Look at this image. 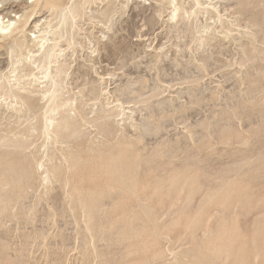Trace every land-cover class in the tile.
Instances as JSON below:
<instances>
[{"label": "rangeland", "instance_id": "374dc122", "mask_svg": "<svg viewBox=\"0 0 264 264\" xmlns=\"http://www.w3.org/2000/svg\"><path fill=\"white\" fill-rule=\"evenodd\" d=\"M36 1L0 0V11L6 13L5 20L16 18V24L5 30V34L0 32V94L4 98L0 96V119L3 118L0 134H6L12 141L23 139L20 141L23 149L11 152L5 159L19 161L20 167L27 163L25 168L31 172L26 185L21 183L14 187L8 184L10 187L3 188L12 197V202L5 203L0 198V249L4 247L0 250V262L119 264L125 260L123 264H223V261L227 264H264V0H177L176 11L174 5L165 0ZM70 6L75 7L74 10L65 15L69 12L66 7ZM39 40L46 45L55 44L54 53L59 57L54 56L50 61ZM44 71L51 73L53 78L51 74H48L49 78L44 76ZM50 71H55L58 78ZM42 90L45 92L41 93ZM57 90L61 95H57ZM22 93L27 96L31 93L28 97L23 95L28 104L22 102ZM52 94L58 98L49 101ZM47 103L65 108L72 115L74 135L65 132L63 134L68 133V136L61 134L56 138L53 134L49 136L51 143L47 134L42 135L41 126L46 117L42 111H46ZM17 104L21 110L13 109L18 107ZM22 105H31L32 111L29 106L24 109ZM240 108H244L242 113ZM240 113L242 115H238ZM27 115L34 117L29 120ZM6 118L12 122L9 124ZM13 120L16 121L13 123ZM43 144L49 149L45 150ZM58 147L60 151H55ZM121 147L124 149L120 154ZM162 147L164 152L160 150ZM53 151L57 152H54L55 156ZM106 155L115 161L108 162L111 157ZM31 156L35 159L31 160ZM43 156L44 160L41 159ZM106 157L108 167L112 166L108 170V164L102 162ZM184 158L187 162L182 161ZM4 160L0 163L3 170L7 161ZM38 161L45 167H59L58 173L52 172L54 178L59 177L55 178L56 182L52 176L48 182L39 181L43 173H40L42 167ZM22 162H26L25 165ZM94 163H98L97 167H93ZM70 166L72 168L68 169ZM2 169L0 174L5 172ZM96 172L98 176L94 177ZM107 174L110 178L106 179ZM67 176L72 179L66 181ZM224 180L229 181L226 184ZM219 183L223 190L219 189ZM17 188L20 192L15 190ZM72 188L79 193L74 195L76 192L72 193ZM123 191L127 193L124 198ZM14 193L18 195L17 199ZM118 194L122 195V206ZM142 201L145 206L140 203ZM2 203L13 206L3 205V208ZM184 205L185 212L181 209ZM113 209L119 214L112 212ZM147 210L151 212V218ZM155 215L157 220H153ZM110 218L117 220L108 221ZM120 220L125 222L119 225ZM211 226L216 227L215 232ZM126 227L129 229L122 230ZM213 239L217 241L215 245ZM191 252L199 255L200 261ZM12 259L15 260L12 262Z\"/></svg>", "mask_w": 264, "mask_h": 264}, {"label": "bare ground", "instance_id": "6f19581e", "mask_svg": "<svg viewBox=\"0 0 264 264\" xmlns=\"http://www.w3.org/2000/svg\"><path fill=\"white\" fill-rule=\"evenodd\" d=\"M37 1H38V0H37ZM37 1H36V2H37ZM40 1H41V0H40ZM84 1H85V0H84ZM88 1H89V0H88ZM88 1H86V2L89 3L91 0H90L89 2H88ZM92 1H93V0H92ZM126 1H127V0H126ZM165 1H168L169 4L174 5V7H173V8H174V11L177 10V8H176V6H177V5H176V1H177V0H165ZM249 1H250V0H249ZM1 2H4V1H1ZM36 2H35V3H36ZM42 2H43V1H42ZM42 2H41V3H42ZM47 2L49 3L50 0H47ZM54 2H55V1H54ZM38 3H39V1H38ZM43 3H44V2H43ZM45 3H46V2H45ZM71 3H72V2H71ZM79 3H80V7L83 8V7L81 6V2H79ZM79 3H78V4H79ZM83 3H84V2H83ZM83 3H82V4H83ZM246 3L249 4L250 2H249V3L246 2ZM84 4H85V3H84ZM84 4H83V5H84ZM51 5H52V4H51ZM72 5H74V4H72ZM72 5H71V6H72ZM34 6H35V5H34ZM39 6H40V5H39ZM42 6H43V4H42ZM71 6H70V7H66V8L69 10V12H66L65 15H67V13H71L70 11H73L74 8L77 7V5H76L74 8H72L73 6H72V7H71ZM78 6H79V5H78ZM241 6H244V5H241ZM37 7H38V6H37ZM37 7H36V8H37ZM46 7H48V6H46ZM50 7H51V6H50ZM50 7H49V8H50ZM178 7H179V6H178ZM33 8H34V7H33ZM64 8H65V7H64ZM64 8L62 7L63 11H66V10H64ZM66 8H65V9H66ZM76 9H77V8H76ZM76 9H75V10H76ZM79 9H80V8H78L77 11H78L79 13H81L82 10L80 9V10H81V12H80ZM244 9H245V8H244ZM83 10H84V9H83ZM74 12H75V11H74ZM101 12H103V11H101ZM64 13H65V12H64ZM64 13H62V14H64ZM79 13H78V14H79ZM78 14H77V15H78ZM175 14H176V12H175ZM4 15H6V13H2V11H0V32H1V33L4 32V31L7 30V29L9 30V28H11V27H10L11 25L14 26V25L16 24V21L14 20V19H16V18H13V19L8 18L7 20H5V16H4ZM65 15H64V16H65ZM69 15H70V17H71V14H69ZM72 15H73V13H72ZM14 16H15V15H14ZM14 16H13V17H14ZM73 17H74V15H73ZM73 17H72V18H73ZM75 17H76V15H75ZM256 17L259 19L258 16H256ZM64 18H66V17H64ZM64 18H63V20H64ZM76 18H77V17H76ZM66 19H69V20H70V18H66ZM64 21H65V20H64ZM262 21H264V19H263ZM260 22H261V21H259V23H260ZM64 23H65V22H64ZM66 23H67V20H66ZM73 23H74V22H73ZM255 23H257V22H255ZM262 23H263V22H262ZM35 24H37V23H35ZM263 24H264V23H263ZM37 25H38V24H37ZM260 25H261V24H260ZM18 26H19V25H18ZM34 26H35V25H34ZM256 26H257V25H256ZM261 26H262V25H261ZM35 27H36V26H35ZM258 27H260L259 24H258ZM262 27H263V26H262ZM262 27H260V28H262ZM17 28H18V27H17ZM15 29H16V28H15ZM35 29H37V28H35ZM262 29H263V28H262ZM10 31H12V30H10ZM36 31H37V30H35V32H36ZM38 31H39V30H38ZM6 33H8V32H6ZM41 33H42V32H41ZM2 34H5V32L2 33ZM41 35H42L41 38H43V34H41ZM37 36H38V35H37ZM44 36H45V35H44ZM38 38H39V37H38ZM44 38H45V37H44ZM35 39H36V36H35ZM35 39H34V40H35ZM39 39H40V38H39ZM49 39H50V38H49ZM30 40H33V39L30 38ZM35 41H36V40H35ZM39 41H40V40H39ZM45 41H46V40H45ZM56 41H57V40H56ZM37 42H38V41H37ZM47 42H48V41H47ZM19 43H20V42H19ZM21 43H22V42H21ZM38 43H40V46H41V47L44 46L45 55H46V57H47L50 61H51V59H52L54 56L59 57V56L56 55V54H58V53H56V54L54 53L55 48H56L55 44H53V45H50V44L46 45V43H45L43 40L40 41V42H38ZM51 43H52V42H51ZM56 44H58V42H57ZM57 46H58V45H57ZM108 48H109V47H108ZM246 48H247V47H246ZM246 48H245V49H246ZM38 49H39V46H38ZM245 49H244V52H246ZM39 50H40V49H39ZM39 50H38V51H39ZM56 50H57V49H56ZM60 50H61V49H60ZM249 50L251 51V49H249ZM250 51H249V53H250ZM56 52H57V51H56ZM245 55L248 56L247 54H245ZM260 55H261V54H260ZM256 56H257V55H256ZM246 58H248V57H246ZM48 59H47V60H48ZM56 59H57V58H56ZM56 59H55V61H57L59 58H58L57 60H56ZM259 59H260V58H259ZM49 60H48V61H49ZM91 60H92V59H91ZM50 61H49V62H50ZM253 61H254V60H253ZM53 62H54V60H53ZM63 62H64V61H63ZM50 63H52V62H50ZM50 63H49V64H50ZM55 63H57V62H55ZM49 64H48V65H49ZM58 64H59V63H58ZM50 65H51V64H50ZM59 65H60V64H59ZM62 65H63V64H62ZM62 65H61V67H62ZM64 65H65V64H64ZM55 66H56V65H55ZM59 67H60V66H59ZM63 67H65V66H63ZM47 68H49V67H47ZM47 68H46V69H47ZM50 68H51V67H50ZM53 68H55V67L53 66ZM60 69H61V68H60ZM60 69H59V70H60ZM98 69H99V68H98ZM57 70H58V69H57ZM63 70H64V69L62 68L61 73H63V72H62ZM50 72H52V73L54 72L55 76H57V78H58V74H56L55 71H50ZM59 72H60V71H58L57 73H59ZM48 74H51V73H48L47 71H46V72L44 71V76H48V78H49V75H48ZM59 75H61V74H59ZM65 75H66V74H65ZM35 76H36V75H35ZM51 76H52V74L50 75V77H51ZM63 76H64V75H63ZM15 77H17V75H15ZM36 77H37V76H36ZM51 78H53V77H51ZM51 78H50V80H51ZM54 78H55V77H54ZM17 80H18V79H17ZM20 80H21V79H20ZM34 80H35V79H34ZM48 80H49V79H48ZM52 80H53V79H52ZM59 80H61V79H59ZM53 81H54V80H53ZM62 81H63V79H62ZM10 82H11V81H10ZM18 82H19V81H18ZM56 82H57V84H58V80H57V81L55 80L54 83H56ZM19 83H20V82H19ZM52 83H53V82H52ZM62 83H63V82H62ZM50 84H51V83H50ZM57 84H55V85H57ZM59 84H60V83H59ZM122 85H123V84H122ZM50 86H51V85H50ZM58 86H59V85H58ZM58 86H57V87H58ZM60 86H61V85H60ZM45 88H46V87H45ZM48 88H49V87H48ZM55 88H56V87H55ZM55 88H54V90H55ZM60 88H63V87H60ZM252 88H253V87H252ZM259 88H260V87H259ZM56 89H57V88H56ZM58 89H59V87H58ZM115 89H116V88H115ZM46 90H47V92H48V89H46ZM52 90H53V89H52ZM52 90H51V91H52ZM60 90H61V89H60ZM124 90H125V89H124ZM249 90H250V89H249ZM256 90H257V89H256ZM9 91H10V89H9ZM14 91H15V90H14ZM14 91H13V92H14ZM29 91H30V90H29ZM49 91H50V90H49ZM44 92H45V90H44ZM44 92H43V90L41 91V93H44ZM53 92H54V91H53ZM55 92H57V95H61L60 92H58V90L55 91ZM252 92H253V89H252L251 93H252ZM263 92H264V90H263ZM6 93H7V92H6ZM6 93H5V95L11 93V91H10L9 93H7V94H6ZM17 93H18V92H16V94H17ZM27 93H29V92H27ZM58 93H59V94H58ZM61 93H62V91H61ZM253 93H254V92H253ZM253 93H252V94H253ZM2 94H4V93H2ZM16 94H15V95H16ZM18 94H19V93H18ZM30 94H31V93H30ZM30 94H29V95H30ZM124 94H125V93H124ZM12 95H13V94H12ZM23 95H25V94H24V93L21 94V96H22V98H23L22 102L24 101V104H28V101H27L26 98H27L29 95L27 96V94H26L25 96H27V97H25V96L23 97ZM62 95H63V94H62ZM0 96H2V98H3V95L0 94ZM13 96H14V95H13ZM126 96H127V95H126ZM255 96H256V95H255ZM6 97H9V96L7 95ZM18 97H19V96H17L16 98L18 99ZM31 97H32V96H31ZM42 97H44V96H42ZM55 97L58 98V97L56 96V94H52L51 96L49 95V99H48V100L51 101L50 99H53V98L55 99ZM263 97H264V96H263ZM0 98H1V97H0ZM47 98H48V97H47ZM127 98H128V97H127ZM3 99H4V98H3ZM32 99H33V98H32ZM32 99H31V100H32ZM60 99H61V98H60ZM102 99H103V98H102ZM260 99H261V98H260ZM262 99H264V98H262ZM19 100H20V99H19ZM29 100H30V98H29ZM31 100H30V101H31ZM33 100H35V98H34ZM48 100H47V102H49ZM55 100H56V99H55ZM73 100H75V99L73 98ZM121 100H122V99H121ZM126 100H127V99H126ZM0 101H1V100H0ZM4 101H5V100H4ZM20 101H21V100H20ZM20 101H18V102H20ZM30 101H29V104L32 103V102L30 103ZM123 101H124V100H123ZM257 101H258V100H257ZM257 101H256V102H257ZM259 101H260V100H259ZM2 102H3V101H2ZM69 102H70V101H69ZM163 102H164V101H163ZM0 103H1V102H0ZM16 103H17V102H16ZM53 103H54V102H53ZM53 103H52V104H53ZM56 103H57V102H56ZM61 103H62V102H61ZM66 103H67V101H66ZM74 103H75V102H73V105H74ZM258 103H259V102H258ZM262 103H263V102H261V104H262ZM11 104H12V103H11ZM22 104H23V103H22ZM33 104H35L34 106H36V102L33 103ZM33 104H32V105H33ZM47 104H48V103H47ZM47 104H45V105H47ZM67 104H68V103H67ZM67 104H66V105L64 104V105L67 107V106H68ZM86 104H87V103H86ZM254 104H255V103H253V105H254ZM9 105H10V104H9ZM37 105H38V104H37ZM45 105H43V106L46 108ZM48 105H49V106L47 107L46 111L42 109V110H43L42 113L45 112V116H46V117L44 118V124H43V126H41L42 131H43V132H42V135H43V133H45V134H47L48 137H49V136L55 134L54 137H56V138H58V136H60L61 134L65 133V132H69V133H72V135H74V134H73V125H74V124H73V121H72V115H70L67 111H65V110H64L65 108L63 109V108H60L59 106H50L51 104H48ZM54 105H57V104H54ZM253 105H252V106H253ZM259 105H260V104H259ZM262 105H263V104H262ZM17 106H18V104H17ZM28 106H29V105H28ZM28 106L25 105L26 108H27ZM30 106H31V105H30ZM30 106H29L28 108L31 110V107H30ZM76 106H77V105H75V108L77 109ZM87 106H88V104H87ZM98 106H99V105H98ZM11 107H13V106H11ZM25 107L22 105V108L25 109ZM38 107H39V106H38ZM44 107H43V108H44ZM256 107H258V106H256ZM260 107H261V106H259V108H260ZM262 107H264V106H262ZM8 108H9V107H8ZM69 108L71 109L70 106H69ZM244 108H245V107H244ZM244 108H240L241 113H242V109H244ZM251 108H253V107H251ZM3 109H4V108H3ZM13 109H16V111H17V109L19 110V109H20V105H19L18 107L15 106ZM66 109H67V108H66ZM97 109H98V108H97ZM254 109H255V108H254ZM263 109H264V108H263ZM263 109H262V110H263ZM20 110H21V109H20ZM27 110H28V109H27ZM71 110H72V109H71ZM73 110H74V107H73ZM80 110H81V108H80ZM237 110H238V109H237ZM14 111H15V110H14ZM16 111H15V112H16ZM22 111H23V109H22ZM31 111H32V110H31ZM31 111H30V113H33V112H31ZM77 111H78V110H76V112H77ZM99 111H100V110H99ZM99 111H98V112H99ZM240 111H239V112H240ZM263 111H264V110H263ZM263 111L261 112V114L263 113ZM0 112H1V109H0ZM2 112H3V111H2ZM11 112H12V111H11ZM20 112H21V111H19V113H20ZM25 112L27 113V111H25ZM64 112H65V113H64ZM79 112H80V111H79ZM81 112H82V111H81ZM96 112H97V111H96ZM239 112H237V113H239ZM245 112H246V110H245ZM4 113L7 114L6 112H4ZM4 113H3V115H4ZM17 113H18V112H17ZM26 113H25V114H26ZM241 113L238 114V115H242ZM243 113H244V112H243ZM20 114H22V118H23V113L21 112ZM25 114H24V115H25ZM28 114H29V113H28ZM58 114H59V117H57ZM99 114H100V113H99ZM263 114H264V113H263ZM17 115H18V114H17ZM32 115H33V114H32ZM32 115H30V116H32ZM76 115H77V114H76ZM76 115H75V116H76ZM82 115H83V114H82ZM107 115H108V114H107ZM0 116L2 117L1 114H0ZM9 116H11V115H9ZM9 116H8V118H9ZM27 116H28V119H29V118H30L29 115H27ZM27 116H26V118H27ZM80 116H81V114H80ZM80 116H79V118H80ZM84 116H85V115H84ZM5 117H7V116H5ZM12 117H13V114H12ZM18 117H19V116H18ZM33 117H34V116H32L31 118H33ZM41 117L43 118V116H41ZM8 118H6V119L9 121ZM13 118H14V117H13ZM16 118H17V117H16ZM31 118H30V119H31ZM79 118H78V120H79ZM82 118H83V117H82ZM82 118H80V119H82ZM84 118H85V117H84ZM84 118H83V119H84ZM94 118H95V117H94ZM97 118H98V117H97ZM99 118H101V117L99 116ZM99 118H98V119H99ZM104 118H105V116H104ZM1 119H3V118H1ZM1 119H0V120H1ZM6 119H4V120H5V122L7 123ZM30 119H29V120H30ZM76 119H77V118H76ZM89 119H90V118H89ZM16 120H18V119H16ZM16 120H13V123H14V121H16ZM19 120H21V119L19 118ZM29 120H28V121H29ZM32 120H33V119H32ZM42 120H43V119H42ZM93 120H94V119H93ZM96 120H97V119H96ZM1 121H2V120H1ZM1 121H0V122H1ZM10 121H11V120H10ZM10 121H9V124L12 122V121H11V122H10ZM99 121H100V120H99ZM18 122H19V121H18ZM18 122H17V123H18ZM74 122H75V121H74ZM78 122H79V121H78ZM84 122H86V121L84 120V121H83V124H84ZM87 122H88V120H87ZM92 122H93V121H92ZM100 122H101V121H100ZM107 122H108V121H107ZM80 123H81V122H80ZM89 123H91V122H89ZM93 123H96V122H93ZM108 123H109V122H108ZM108 123H107V124H108ZM118 123H119V122H118ZM140 123H141V122H140ZM7 124H8V123H7ZM7 124H6V126H7ZM30 124H31V123H30ZM37 124H38V123H37ZM110 124H111V123H110ZM197 124H198V123H197ZM1 125H2V124H1ZM11 125H12V124H11ZM34 125H35V124H34ZM101 125H102V124H100V126H101ZM17 126H18V124H17ZM29 126H32V125H29ZM78 126H81V125H78ZM208 126H210V125H208ZM11 127H12V126H11ZM14 127H16V125H15ZM142 127H143V126H142ZM146 127H147V126H146ZM263 127H264V123H263ZM2 128H3V127H2ZM29 128H30V127H29ZM158 128H159V127H158ZM4 129H5V128H4ZM34 129H36V128H34ZM34 129H33V130H32V129H29V130L34 131ZM76 129H77V127H76ZM83 129H84V128H83ZM113 129H114V128H113ZM223 129H226V128H223ZM257 129H258V128H257ZM257 129H256V130H257ZM9 130H12V129H9ZM13 130H14V129H13ZM81 130H82V129H81ZM116 130H117V129H116ZM116 130H115V131H116ZM146 130H147V129H146ZM155 130H156V129H155ZM0 131H2V130H0ZM5 131H6V129H5ZM5 131H3V132H5ZM108 131H109V130H108ZM118 131H119V130H118ZM9 132H10V131H9ZM112 132H113V130H112ZM228 132H229V130H228ZM253 132H254V131H253ZM257 132H260V129H259V131L257 130ZM11 133H13V132H11ZM115 133H117V132H115ZM255 133H256V132H255ZM14 134H15V133H13V135H14ZM17 134H18V132H17ZM67 134H68V133H66V136H68ZM106 134H107V133H106ZM143 134H144V133H143ZM143 134H142V135H143ZM222 134H223V133H222ZM5 135H6V134H5ZM5 135H1V134H0V163L2 162L1 160H2V159L4 160L5 157H6L8 154H10V153L13 152V151H19V150H22L23 147H24L23 143H20V141L23 140V139H21L20 141H19V139H17V141H12V140H9V137H6ZM7 135H8V134H7ZM18 135H20V131H19V134H18ZM21 135H22V134H21ZM47 135H46V136H47ZM63 135L65 136V134H63ZM108 135H109V134H108ZM23 136H24V135H23ZM61 136H62V135H61ZM66 136H65V137H66ZM105 136H106V135H105ZM90 137H92V136H90ZM49 138H50L49 141H50V143H51V139H52V138H51V137H49ZM49 138H46L45 141H47V139H49ZM56 138H55V139H56ZM10 139H11V137H10ZM107 139H108V138H107ZM126 139H127V138H126ZM140 139H141V138H140ZM14 140H15V138H14ZM24 140H25V139H24ZM91 140H92V139H91ZM101 140H102V139H101ZM101 140H100V142H101ZM108 140H109V139H108ZM108 140H107V143H108ZM247 140H248V139H247ZM26 141H27V139H26L24 142H26ZM49 141H47V142L49 143ZM53 141H54V140H53ZM56 141H57V139H56ZM88 141H89V140H88ZM103 141H104V140H103ZM123 141H124V139H123ZM126 141H127V140H126ZM126 141H125V142H126ZM128 141L130 142L131 140H128ZM248 141H249V140H248ZM86 142H87V141H86ZM111 142H112V141H111ZM116 142H118V140H117ZM116 142H114V143H116ZM129 142H127V143H129ZM132 142L135 144L134 140H133ZM138 142H140V140H139ZM45 143H46V142H45ZM50 143H49V144H50ZM54 143H55V142H54ZM93 143H94V142H93ZM104 143H105V142H104ZM109 143H110V142H109ZM114 143H112V144H114ZM249 143H250V142H249ZM57 144H58V143H57ZM57 144H56V147H57ZM61 144H63V143H61ZM61 144H60V145H61ZM79 144H81V143H79ZM79 144H78V146H79ZM136 144H137V143H136ZM26 145H28L27 142H26ZM43 145H45V144H43ZM58 145H59V144H58ZM105 145H106V144H105ZM83 146H84V145H83ZM102 146H103V145H102ZM26 147H27V146H26ZM59 147H60V146H59ZM59 147H58V148H59ZM63 147H64V146H63ZM84 147H85V146H84ZM100 147H101V146H100ZM105 147H106V146H105ZM107 147H110V145H108ZM40 148H41V147H40ZM43 148H44V149H45V148L49 149L46 145H45V147L43 146ZM91 148H92V147H91ZM103 148H104V147H103ZM122 148H123V147H121V150H119V148H118V150L120 151V154H121V151L124 149V148H123V149H122ZM47 149H45V150H47ZM89 149H90V148H89ZM99 149H100V148H99ZM101 149H102V148H101ZM106 149H107V148H104V150H106ZM133 149H134V148H133ZM75 150H78V148H77V149L75 148ZM75 150H73V151H75ZM81 150H82V149H81ZM136 150H137V149H136ZM160 150H163V147H162V149H160ZM55 151H60V148H59L58 150L55 149ZM55 151H53V154H54ZM69 151H70V150H68V152H69ZM88 151H89V150H88ZM88 151L86 152L87 154H88ZM106 151H107V150H106ZM124 151H126V150H124ZM124 151H123V152H124ZM164 151H165V150H163V152H164ZM79 152H80V151H79ZM123 152H122V153H123ZM134 152H135V149H134ZM163 152H162V153H163ZM51 153H52V152H51ZM61 153H62V152H61ZM80 153H81V152H80ZM80 153H79V154H80ZM82 153H83V152H82ZM89 153H90V152H89ZM118 153H119V152H118ZM126 153H127L126 155H128L127 157L130 158L129 153H128V152H126ZM142 153H143V152H142ZM11 154H12V153H11ZM25 154H26V153H25ZM55 154H57V152H55ZM55 154H54V156H55ZM59 154H60V153H59ZM59 154H58V155H59ZM73 154H75V153H73ZM96 154H97V152L95 153V155H96ZM114 154H115V153H114ZM157 154H158V153H157ZM43 155H44V154H43ZM46 155H47V153H46L44 156H46ZM75 155H77V154H75ZM90 155H91V153H90ZM107 155H108V154H107ZM107 155H106V156H107ZM122 155L125 156L124 153H123ZM122 155H121V156H122ZM159 155H160V154H159ZM162 155H163V154H161V156H162ZM22 156H23V155H22ZM44 156H43L41 159H43ZM61 156H62V155H61ZM73 156H74V155H73ZM91 156H92V155H91ZM97 156H99V154H97ZM104 156H105V155H104ZM124 156H123V158H124ZM153 156H154V155H153ZM16 157H17V155H16ZM31 157H32L31 160H34V159H35V158L33 159V156H31ZM40 157H41V156H40ZM101 157H102V156H101ZM101 157H100V158H101ZM107 157H111V158L109 159V161L107 160V159H108ZM107 157L105 158L106 161H102L103 163L105 162V163L108 164V162L115 161V158H112V156L109 155V156H107ZM113 157H114V155H113ZM117 157H118V156H117ZM117 157H116V159H117ZM17 158H18V157H17ZM19 158H21V157H19ZM120 158H121V157H120ZM159 158H161V157H159ZM59 159H60V158H59ZM62 159H63V158H62ZM92 159H93V158H92ZM113 159H114V160H113ZM118 159H119V158H118ZM121 159H122V158H121ZM124 159L126 160L127 158L125 157ZM155 159H156V158H155ZM184 159H185V158H184ZM6 160H7V159H5L4 161H6ZM22 160H23V159H22ZM36 160H38V159H36ZM43 160H44V159H43ZM48 160H49V159H47V162H48ZM68 160H69V158H68ZM110 160H111V161H110ZM125 160H124V161H125ZM127 160H128V159H127ZM129 160H130V159H129ZM158 160H159V159H158ZM186 160H187V159L182 160V161H186ZM190 160H193V159H190ZM244 160H245V159H244ZM26 161H27V160H26ZM39 161H41V160H39ZM39 161H38V162H39ZM45 161H46V158H45ZM49 161H50V160H49ZM55 161H57V160H55ZM69 161H70V160H69ZM95 161H96V159H95ZM107 161H108V162H107ZM131 161H132V160H131ZM131 161H130V162H131ZM152 161H153V160H152ZM152 161H151V162H152ZM161 161H162V159H161ZM33 162H34V161H33ZM50 162H51V161H50ZM50 162H49L48 164H50ZM60 162H61V161H60ZM67 162H68V161H67ZM92 162H93V161H92ZM99 162H101V161H99ZM102 162H101V164H103ZM119 162L121 163V161H119ZM125 162L127 163V161H125ZM186 162H187V161H186ZM2 163H4V162H2ZM22 163H23V162H22ZM25 163H26V162H25ZM25 163H23V165H25ZM28 163H29V160H28ZM36 163H37V162H36ZM39 163H40V162H39ZM43 163H44V161H43ZM51 163H52V162H51ZM56 163H57V162H56ZM83 163H84V162H82V164H83ZM171 163H175V162H171ZM183 163H184V162H183ZM34 164H35V163H34ZM57 164H58V163H57ZM63 164H64V163H63ZM69 164H70V163H69ZM82 164H80L79 166H81ZM97 164H98V163H96V164L94 163V164H93V167H94V165H96V167H97ZM99 164H100V163H99ZM101 164H100V165H101ZM110 164H111V163H110ZM114 164H115V163H114ZM127 164L130 165L129 163H127ZM144 164H145V163H144ZM199 164H200V163H199ZM0 165H1V164H0ZM2 165H3V164H2ZM19 165H20L19 161L14 162V160H11V159H10V161H9V160L6 161V165H4V170L1 168V169H2L3 171H5V172H3V173L1 172V174H0V198H1V201L3 200L5 203H7L8 201H11L12 197L10 196V194H9L8 192H6V190L3 189V188H5L4 186H6V185H8V184H9V185L11 184L12 186L17 187V186H21V185H20L21 183H23L24 185H26L27 181L29 180V178H30V176H31V172H30L27 168H25V167H27V166H26L27 163H26L25 167H23V166L20 167L21 165H20V166H19ZM28 165H29V164H28ZM44 165H45V164H44ZM44 165L42 164V162L39 164V166L42 167V169H41L42 172H40V173H43V177H42V175H39L40 178L42 177L41 179H39V181H40V180H41V181L43 180V181H45V182H48L49 180H51L52 172H53V173H54V172H57V173H58L57 170H59V169H58L59 167H57V166L55 165V166H51V167L49 168V167H45ZM50 165H51V164H50ZM66 165H67V163H66ZM86 165H87V164H86ZM88 165H89V163H88ZM122 165H123V164H122ZM122 165H121V166H122ZM196 165H197V164H196ZM241 165H242V163H241ZM36 166H37V168H38V165H36ZM36 166H35V167H36ZM67 166H68V165H67ZM108 166H109V164L107 165V167H108ZM113 166H114V165H113ZM121 166H119V167H121ZM126 166H127V165H126ZM146 166H147V165H146ZM181 166H182V165H181ZM185 166H186V165H185ZM189 166L192 167L190 164H189ZM189 166H188V167H189ZM1 167H2V166H1ZM82 167H83V166H82ZM89 167H90V166H89ZM93 167H92V168H93ZM107 167H106V168H107ZM110 167H112V166L110 165ZM110 167H108L107 170H108ZM115 167H116V165H115ZM129 167H130V166H129ZM182 167H183V166H182ZM190 167H189V168H190ZM235 167H236V166H235ZM235 167H234V169H235ZM30 168H31V167H30ZM30 168H29V169H30ZM65 168H66V167H65ZM70 168H72V167L70 166L68 169H70ZM123 168H124V167H123ZM130 168H131V167H130ZM130 168H129V169H130ZM185 168H186V167H185ZM240 168H241V167H240ZM1 169H0V170H1ZM39 169H40V168H39ZM77 169H79V168H77ZM81 169H83V168H81ZM111 169H113V168H111ZM129 169H128V170H129ZM132 169H134V166L132 167ZM132 169H131V170H132ZM181 169H182V168H181ZM37 170H38V169H37ZM66 170H67V169H66ZM71 170H73V169H71ZM86 170H87V169H86ZM88 170H89V168H88ZM95 170L98 172V169L95 168ZM103 170H104V169H103ZM136 170H137V169H136ZM175 170H177V169H175ZM179 170H180V168H179ZM231 170H232V169H231ZM34 171H35V169H34ZM34 171H32V172L34 173ZM61 171H62V169H61ZM69 171H70V170H69ZM75 171L77 172V171H79V170H76V169H75ZM90 171H91V170H90ZM110 171H111V170H110ZM110 171H108V172L110 173ZM119 171L121 172L120 169H119ZM181 171H182V170H181ZM181 171H180V172H181ZM38 172H39V170H38ZM38 172H37V173H38ZM72 172H73V171H72ZM72 172H70V173H72ZM85 172H87V171H85ZM97 172H96V175H95V174L93 175L94 177H95V176H98V175H97V174H98ZM108 172L106 171V173H108ZM114 172H116L115 169H114ZM130 172H133V170L130 171ZM62 173H63V172H62ZM70 173H68V175H69ZM83 173H84V172H83ZM87 173H88V172H87ZM93 173H94V172H93ZM99 173H100V171H99ZM122 173H123V172H122ZM59 174H60V172H59ZM85 174H86V173H85ZM89 174H90V173H89ZM120 174H121V173H120ZM33 175L36 176V177L38 178L37 174H36V175L33 174ZM70 175L72 176V174H70ZM81 175H82V174H81ZM108 175H109V174H107L106 179H107L108 177L110 178V176H108ZM110 175H111V174H110ZM132 175H133V174H132ZM136 175H137V174H136ZM138 175H139V174H138ZM204 175H205V174H204ZM207 175L209 176V174H207ZM234 175H235V174H234ZM53 176H54V175H53ZM53 176H52V178H54ZM75 176H77V175L74 174V177H75ZM227 176H228V175H227ZM56 177H58V176H56ZM56 177H55V178H56ZM65 177H66V176L64 175L63 178H65ZM94 177H93V178H94ZM99 177H101V173H100V176H99ZM102 177H105L104 174H103ZM118 177H119V176H118ZM121 177H122V176H121ZM231 177H232V176H231ZM231 177H230V178H231ZM32 178H33V177H32ZM55 178H54L53 180H55ZM58 178H59V177H58ZM60 178H61V177H60ZM63 178H62V179H63ZM67 178H68V179H66V181L69 180V178L72 179L70 176H69V177L67 176ZM82 178H83V177H82ZM134 178H135V177H134ZM139 178H140V177H139ZM213 178H214V180H215V176H213ZM213 178L211 177V179H213ZM217 178H218V177H217ZM217 178H216V179H217ZM226 178H227V177H226ZM62 179H61V180H62ZM76 179H78V178H76ZM83 179H84V178H83ZM88 179H89V178H88ZM96 179H97V178H96ZM101 179H102V178H101ZM104 179H105V178H104ZM111 179H113V178H111ZM111 179H110V180H111ZM137 179H138V178H137ZM162 179H164V178H162ZM206 179H207V178H206ZM223 179H225V178H223ZM227 179H228V178H227ZM232 179H233V178H232ZM33 180H34V178H33ZM61 180H60V181H61ZM110 180H108V181L110 182ZM113 180H114V179H113ZM133 180H134V179H133ZM199 180H200V179H199ZM218 180H219V179H218ZM29 181H30V180H29ZM31 181H32V180H31ZM37 181H38V180H37ZM66 181H65V182H66ZM69 181H70V180H69ZM86 181H87V179H86ZM102 181H103V180H102ZM225 181H226V180H224V182H225ZM228 181H229V180H227V182H228ZM230 181H231V180H230ZM51 182H52V181H51ZM51 182H50V183H51ZM54 182H56V180H55ZM63 182H64V181H63ZM65 182H64V184H65ZM96 182H97V181H96ZM209 182H210V181H209ZM217 182H218V181H217ZM217 182H215V183H217ZM227 182H225V183L227 184ZM31 183H33V182H31ZM39 183H40V182H39ZM43 183H44V182H43ZM50 183H49V184H50ZM72 183H75V181H73ZM85 183H86V182H85ZM105 183H106V182H105ZM112 183H114V182L112 181ZM132 183H133V182H132ZM141 183H142V182H141ZM181 183H182V182H181ZM225 183H224V184H225ZM23 184H22V185H23ZM44 184H45V183H44ZM80 184H81V183H80ZM96 184H97V183H96ZM127 184H128V183H127ZM136 184H137V183H136ZM167 184H168V183H166V185H167ZM221 184H222V183H221ZM226 184H225V185H226ZM9 185H8V186H9ZM31 185H32V184H31ZM33 185H35V182H34ZM36 185H37V184H36ZM41 185H42V184H41ZM62 185H63V184H62ZM67 185H71V184H67ZM75 185H76V184H75ZM85 185H86V184H85ZM85 185H84V186H85ZM94 185H95V184H94ZM105 185H106V184H105ZM128 185H129V184H128ZM219 185H220V183H219ZM12 186H11V188H12ZM27 186H28V185H27ZM47 186H49V185H46V187H47ZM91 186H92V185H91ZM96 186H97V185H96ZM119 186H120V185L117 184V187H118V188H120ZM124 186H125V185H124ZM135 186H136V185H135ZM200 186H201V183H200ZM9 187H10V186H9ZM28 187H29V186H28ZM28 187H27V188H28ZM30 187H31V186H30ZM33 187H34V186H33ZM43 187H44V186H43ZM50 187H51V186H50ZM50 187H49L48 189H50ZM65 187H66V186H65ZM70 187H71V186H70ZM72 187H73V186H72ZM104 187H105V186H104ZM131 187H132V186H131ZM133 187H134V186H133ZM74 188H75V187H74ZM79 188H80V187H79ZM94 188H95V187H94ZM122 188H123V187H122ZM122 188H121V189H122ZM134 188H135V187H134ZM220 188H221V185H220L219 189H220ZM222 188H223V187H222ZM222 188H221V189H222ZM23 189H24V188H23ZM64 189H65V188H64ZM202 189H203V188H202ZM223 189H224V188H223ZM223 189H222V190H223ZM7 190H8V189H7ZM15 190L18 191L19 189L17 188V189H15ZM24 190H25V189H24ZM24 190H23L22 192H24ZM26 190H27V189H26ZM110 190H111V189H110ZM134 190H135V189H134ZM73 191L76 192V194L74 193V195H77V193H79V191L77 192V191L73 190V188H72V193H73ZM106 191H107V190H106ZM115 191H116V190H115ZM124 191H125V190H124ZM124 191H123V194H122V195H123V198L125 197L124 194L127 195V193H124ZM12 192H13V190H12ZM14 192H15V191H14ZM19 192H20V190H19ZM19 192H17V193H19ZM48 192H49V191H48ZM68 192H69V189H68ZM68 192H67V193H68ZM109 192H110V191H109ZM111 192H112V191H111ZM111 192H110V193H111ZM125 192H126V191H125ZM112 193H114V192H112ZM216 193H217V190H216ZM19 194H20V193H19ZM23 194H24V193H23ZM217 194H218V193H217ZM118 195L121 196L120 198H122V195H121V194H118ZM130 195H132V193H131ZM205 195H206V194H205ZM208 195H209V193H208ZM14 196H15V199H17L16 197H17L18 195H16V194L14 193ZM67 196H69V194H68ZM113 196H114V195H113ZM119 196H117V198H119ZM209 196H210V195H209ZM114 197H115V196H114ZM134 197H135V196H134ZM206 197H208V196H206ZM212 197H213V196H212ZM212 197H211V198H212ZM72 198H73V197H72ZM117 198H116V199H117ZM120 198H119V199H120ZM123 198H122L121 201H119V204H120V205L123 204ZM135 198H136V197H135ZM138 198H139V197H138ZM203 198H204V197H203ZM209 198H210V197H209ZM242 198L244 199V197H242ZM68 199H69V197H68ZM73 199H74V198H73ZM73 199H72V200H73ZM76 199H77V196H76ZM107 199H108V198H107ZM125 199H128V198H125ZM136 199H137V198H136ZM137 200H138V199H137ZM139 200H140V199H139ZM189 200H190V199H189ZM189 200H187V202H188ZM210 200H211V199H210ZM18 201H19V199H18ZM21 201H22V200H21ZM38 201H39V200H38ZM109 201H110V200H109ZM114 201H115V200H114ZM116 201H118V200H116ZM131 201H132V200H131ZM140 201H141V200H140ZM241 201H242V200H241ZM243 201H244V200H243ZM11 202H12V201H11ZM15 202H17V201H15ZM19 202H20V201H19ZM74 202H75V200H74ZM120 202H121V203H120ZM187 202H186V203H187ZM17 203H18V202H17ZM20 203H21V202H20ZM71 203H72V202H71ZM78 203H79V202H78ZM102 203H103V202H102ZM102 203H101V204H102ZM115 203H116V202H115ZM117 203H118V202H117ZM125 203H126V202H125ZM138 203H139V202H138ZM140 203H142V204L144 205L143 201L140 202ZM18 204H19V203H18ZM18 204H17V205H18ZM109 204H110V203H109ZM109 204H108V206H109ZM119 204H118V206H120ZM204 204H205V203H204ZM3 205H5V204L2 203V205H1V206L4 208ZM6 205H11V207L13 206L12 204H6ZM6 205H5V206H6ZM15 205H16V204H15ZM19 205H20V204H19ZM69 205H70V203H69ZM71 205H72V204H71ZM71 205H70V206H71ZM77 205H78V204H77ZM114 205H115V204H114ZM145 205H146V204H145ZM145 205H144V206H145ZM185 205H186V204H185ZM185 205L182 206V208H181L182 210H183V207H185ZM189 205H190V204H189ZM108 206H107V207H108ZM121 206H122V205H121ZM139 206H140V205H139ZM148 206H149V205L147 204V207H148ZM187 206H188V205H187ZM7 207H8V206H7ZM16 207H17V206H16ZM16 207H15V208H16ZM116 207H117V206H116ZM188 207H189V206H188ZM202 207H203V206H202ZM3 208H2V209H3ZM5 208H6V207H5ZM9 208H10V206H9ZM9 208H7V210H8ZM13 208H14V207H13ZM13 208H12V209H13ZM99 208H100V207H99ZM111 208H112V207H111ZM10 209H11V208H10ZM10 209H9V210H10ZM32 209H33V208H32ZM104 209H105V208H104ZM150 209H151V208H150ZM185 209H186V208H185ZM185 209H184V210H185ZM0 210H1V209H0ZM80 210H81V209H80ZM101 210H102V209H101ZM113 210H114V209H113ZM116 210H118V207H117ZM148 210H149V209H148ZM148 210H147V211H148ZM184 210H183V212H185ZM4 211H6V209H5ZM111 211H112V210H111ZM119 211H120V210H119ZM121 211H122V210H121ZM121 211H120V213H121ZM140 211L142 212V210H140ZM149 211H150V210H149ZM149 211H148V212H149ZM176 211H177V210H176ZM221 211H222V210H221ZM77 212H78V211H77ZM81 212H82V211H81ZM108 212H109V211H108ZM112 212H116V211L114 210V211H112ZM181 212H182V211H181ZM197 212H198V211H197ZM230 212H231V211H230ZM116 213H118V211H117ZM122 213L124 214V211H123ZM135 213H136V212H135ZM153 213H154V211L152 212V215H154ZM155 213H156V212H155ZM173 213H175V212H173ZM227 213H228V212H227ZM5 214H7V213L5 212ZM12 214H13V213H12ZM22 214H23V213H22ZM91 214H92V213H91ZM102 214H103V213H102ZM104 214H105V213H104ZM109 214H110V213H109ZM118 214H119V213H118ZM128 214L130 215V213H128ZM138 214H140V213H138ZM142 214H143V213H142ZM150 214H151V212H149V216H150ZM170 214H171V213H170ZM181 214H182V213H181ZM222 214H223V212H222ZM224 214H226L225 211H224ZM224 214H223V215H224ZM13 215H14V214H13ZM13 215H12V216H13ZM110 215H112V214H110ZM129 215L127 216L128 218H129ZM131 215H133V214L131 213ZM136 215H137V214H136ZM136 215H135V216H136ZM156 215H157V213H156ZM156 215L153 216L155 219H153V217H152L153 220H157V216H156ZM230 215H231V214H230ZM7 216H8V215H6V217H7ZM10 216H11V215H10ZM10 216H9V217H10ZM19 216H20V214H19ZM105 216H106V215H105ZM119 216H120V215H119ZM122 216H123V215H122ZM139 216H140V215H139ZM3 217H5V215H4ZM16 217H17V216H15L14 218H16ZM20 217H21V216H20ZM103 217H104V216H103ZM114 217H117V215L115 216V213H114ZM123 217H124V216H123ZM136 217H137V216H136ZM145 217H146V216H145ZM169 217H170V216H169ZM229 217H230V216H229ZM17 218H18V217H17ZM92 218H93V217H92ZM112 218H113V216H112ZM112 218H110V220H108V221L117 220V219H113V220H112ZM119 218H120V217H119ZM119 218H118V219H119ZM137 218H138V217H137ZM150 218H151V216H150ZM171 218H172V217H171ZM147 219H148V218H147ZM215 219H216V218H215ZM222 219H224L223 216H222ZM230 219H231V218H230ZM263 219H264V218H263ZM122 220H123V219H122ZM124 220H125V219H124ZM132 220H133V218H131V221H132ZM136 220H137V219H136ZM261 220H262V219H261ZM261 220H260V222H261ZM120 221H121V220H120ZM126 221H127V220H126ZM145 221H146V219H145ZM171 221H172V219H171ZM215 221H216V220H215ZM218 221H219V217H218ZM229 221H230V220H229ZM99 222H101V221H99ZM113 222H114V221H113ZM118 222H119V221H118ZM123 222H125V221H121V222H119V225H120V223L123 224ZM129 222H130V221H129ZM133 222H134V220H133ZM143 222H144V220H143ZM148 222H150V221L148 220L147 223H148ZM236 222H237V221H236ZM102 223L105 224L104 222H102ZM107 223H108V222H107ZM107 223H106V224H107ZM135 223H137V222H135ZM135 223H134V224H135ZM147 223H146V225H147ZM167 223H168V222H167ZM219 223H221V221H220ZM89 224H90V223H89ZM94 224H95V223H94ZM98 224H99V223H98ZM113 224H114V223H113ZM113 224H112V225H113ZM115 224H116V222H115ZM115 224H114V225H115ZM122 224H121V225H122ZM127 224H128V223H127ZM127 224H126V225H127ZM130 224H132V223H130ZM134 224H133V225H134ZM141 224H142V223H141ZM152 224H153V223H152ZM215 224H216V225H215ZM215 224H214L215 226L218 225L217 223H215ZM258 224H260V223L258 222ZM91 225H92V224H91ZM109 225H110V224L108 223L107 226H109ZM119 225H118V226H119ZM169 225H170V224H169ZM235 225L237 226V224H235ZM86 226H87V225H86ZM88 226H90V225H88ZM98 226H99V225H98ZM116 226H117V225H116ZM128 226H129V225H128ZM148 226L150 227V225H148ZM155 226H156V224H155ZM215 226H211V228H214V229L212 230V231H214V232H215V228H216ZM218 226H219V225H218ZM257 226H260V225H257ZM94 227H96V226H94ZM119 227H120V226H119ZM119 227H117V228H119ZM129 227H130V226H129ZM140 227H141V226H140ZM142 227H143V226H142ZM91 228H92V227H91ZM91 228H90V229H91ZM112 228H113V227H112ZM117 228H116V229H117ZM138 228H139V226H138ZM211 228H210V229H211ZM257 228H258V227H257ZM110 229H111V228H110ZM121 229H122V228H121ZM124 229L127 230V229H129V228L126 227V228H123L122 230H124ZM133 229H134V228H133ZM136 229H137V228H136ZM145 229H147V227H145ZM154 229H157V228H154ZM202 229H203V228H202ZM236 229H237V228H236ZM238 229H239V228H238ZM206 230H207V229H206ZM96 231H97V230H96ZM105 231H106V230H105ZM156 231H158V233H160L158 229H157ZM156 231H154V232H156ZM109 232H110V231H109ZM114 232H115V231H114ZM114 232H112V233H114ZM120 232H121V231H119V233H120ZM126 232H127V231H126ZM126 232H125V234H127ZM131 232H132V231H131ZM134 232H135V231H134ZM207 232H208V231H207ZM207 232H206V233H207ZM236 232H237V231H236ZM236 232H235V230H234V233H236ZM238 232H239V230H238ZM98 233H99V232H98ZM123 233H124V232H123ZM234 233H233V234H234ZM109 234H110V233H109ZM135 234H136V233H135ZM155 234H156V233H155ZM226 234H227V233H226ZM236 234H237V233H236ZM256 234H257V233H256ZM43 235H44V234H43ZM105 235H106V234H105ZM118 235H119V234H118ZM130 235H132V233H131ZM138 235H140V233H139ZM158 235H159V234H158ZM122 236H123V235H122ZM122 236H121V238H122ZM195 236H197V234H196ZM227 236H228V235H227ZM107 237H108V236H107ZM117 237H118V236H117ZM134 237H135V235H134ZM136 237H138V236L136 235ZM208 237H209V236H208ZM208 237H207V238H208ZM215 237H216V236H215ZM215 237H214V238H215ZM217 237H218V236H217ZM222 237H223V235H222ZM229 237H230V236H229ZM229 237H228V238H229ZM127 238H128V237H127ZM131 238H133V236H132ZM207 238H206V239H207ZM209 238H210V237H209ZM236 238H237V237H236ZM118 239H119V238H118ZM124 239H125V238H124ZM135 239H136V238H135ZM195 239H196V238H195ZM232 239H234V237H233ZM1 240H2V239H1ZM109 240H110V239H109ZM116 240H117V239H116ZM129 240H130V239H129ZM197 240H198V239H197ZM217 240H218V239H217ZM227 240H228V239H227ZM236 240H237V239H235V241H236ZM246 240H247V239H246ZM117 241H118V240H117ZM126 241H127V240H126ZM126 241H125V242H126ZM213 241H214V239H213ZM222 241H223V239H222L220 242L222 243ZM228 241H229V240H228ZM228 241H227V243H228ZM235 241H234V242H235ZM198 242H200V241H198ZM215 242H217V241H214V242H212V243L214 244ZM218 242H219V241H218ZM247 242H249V241H247ZM126 243H127V242H126ZM229 243H230V242H229ZM235 243H236V242H235ZM140 244H141V243H140ZM200 244H201V243H200ZM230 244H231V243H230ZM137 245H139V244H137ZM144 245H145V244H144ZM214 245H215V244H214ZM227 245H228V244H227ZM231 245H232V244H231ZM239 245H240V244H239ZM4 246H5V245H4ZM225 246H226V245H225ZM232 246H233V245H232ZM1 247L4 248L3 246H1ZM7 247H8V246H7ZM212 247H213V246H212ZM228 247H229V245H228ZM228 247L226 246V248H228ZM230 247H231V246H230ZM2 248H1V249H2ZM144 248H145V247H144ZM197 248H198V247H197ZM219 248H222V247H219ZM233 248H234V247H233ZM233 248H232V249H233ZM1 249H0V250H1ZM7 249H8V248H7ZM126 249H127V248H126ZM188 249H190V248H188ZM192 249H193V247H192ZM195 249H196V248L194 247L193 250H195ZM217 249H218V247H217ZM5 250H6V249H5ZM193 250H192V251H193ZM196 250H197V249H196ZM196 250H195V252L197 253ZM200 250H201V249H200ZM224 250H225V249H224ZM255 250H256V249H255ZM263 250H264V249H263ZM2 251H3V250H2ZM126 251H128V249H127ZM190 251H191V250H190ZM198 251H199V250H198ZM225 251H226V250H225ZM3 252H4V251H3ZM195 252H191V253H193L194 255H197L198 253L195 254ZM221 252H222V250H221ZM221 252H220V253H221ZM1 253H2V252H1ZM1 253H0V254H1ZM124 253H125V252H124ZM202 253L204 254V253H206V251H204V252H202ZM227 253H228V252H227ZM227 253H226V254H227ZM7 254H8V253H7ZM128 254H129V253H128ZM180 254H181V253H180ZM180 254H179V255H180ZM209 254L211 255V253H209ZM209 254H208V256H207L208 258H209ZM3 255H4V254H3ZM176 255H178V254H176ZM182 255H184V253H182ZM189 255H190V254H189ZM194 255H193V257H194ZM214 255H216V252H215ZM222 255H224V254H222ZM222 255H221V257H219V258H222ZM122 256H123V255H122ZM125 256H126V253H125ZM184 256H185V255H184ZM191 256H192V255H191ZM198 256H199V255H197V257L195 256V258H198L199 261H200L201 257L199 256V257H200V258H199ZM204 256H205V254H204ZM230 256H231V255H230ZM0 257H1V256H0ZM7 257H10V256H7ZM127 257H128V255H127ZM127 257H126V258H127ZM176 257L178 258V256H176ZM207 257H206V258H207ZM211 257H214V256L211 255ZM216 257H217V256H216ZM2 258H6V256H5V257L3 256ZM226 258H227V262H228V257H227V255H226ZM10 259H11V258H10ZM10 259H9V260H10ZM124 259H125V257H124ZM179 259H180V258H179ZM184 259H185V257H184ZM203 259H204V258H203ZM216 259H217V258H216ZM0 260H1V258H0ZM13 260H15V259H12L11 261L13 262ZM186 260H188V259H186ZM219 260H220V259H219ZM121 261H122V260H121ZM121 261H119V264H120ZM123 261H125V260H123ZM123 261L121 262L122 264H123ZM178 261H179V260H178ZM220 261H221V260H220ZM14 262H16V261H14ZM19 262H21L20 259H19ZM185 262H186V261H185ZM201 262H203V260H201ZM204 262H205V261H204ZM207 262H208V260H207ZM209 262H211V261H209ZM212 262H213V261H212ZM1 263H2V261L0 262V264H1ZM3 263L5 264L4 261H3ZM3 263H2V264H3ZM6 263H7V262H6ZM125 263H126V262H125ZM216 263H217V262H216ZM224 263H225V262L223 261V264H224ZM243 263H244V262H243ZM8 264H10V261H9ZM14 264H18V263H14ZM117 264H118V263H117ZM177 264H178V263H177ZM181 264H182V263H181ZM184 264H185V263H184ZM188 264H190V263H188ZM191 264H192V263H191ZM193 264H194V263H193ZM202 264H203V263H202ZM217 264H218V263H217ZM225 264H227V263H225ZM234 264H235V263H234Z\"/></svg>", "mask_w": 264, "mask_h": 264}]
</instances>
